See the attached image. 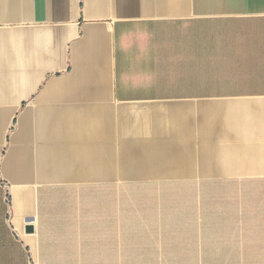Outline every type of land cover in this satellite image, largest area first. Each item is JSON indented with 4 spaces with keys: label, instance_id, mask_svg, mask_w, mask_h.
Returning a JSON list of instances; mask_svg holds the SVG:
<instances>
[{
    "label": "crops",
    "instance_id": "0c3cea01",
    "mask_svg": "<svg viewBox=\"0 0 264 264\" xmlns=\"http://www.w3.org/2000/svg\"><path fill=\"white\" fill-rule=\"evenodd\" d=\"M0 264H264V0H0Z\"/></svg>",
    "mask_w": 264,
    "mask_h": 264
},
{
    "label": "water",
    "instance_id": "95a60500",
    "mask_svg": "<svg viewBox=\"0 0 264 264\" xmlns=\"http://www.w3.org/2000/svg\"><path fill=\"white\" fill-rule=\"evenodd\" d=\"M26 232H32L33 230V225H27L25 228Z\"/></svg>",
    "mask_w": 264,
    "mask_h": 264
}]
</instances>
